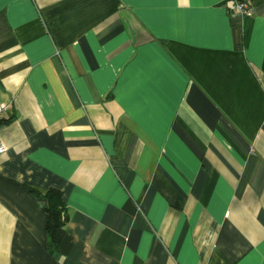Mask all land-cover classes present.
Wrapping results in <instances>:
<instances>
[{
	"label": "crops",
	"instance_id": "0c3cea01",
	"mask_svg": "<svg viewBox=\"0 0 264 264\" xmlns=\"http://www.w3.org/2000/svg\"><path fill=\"white\" fill-rule=\"evenodd\" d=\"M0 0V264H264V0ZM68 221L47 250L46 200Z\"/></svg>",
	"mask_w": 264,
	"mask_h": 264
},
{
	"label": "trees",
	"instance_id": "16d2710c",
	"mask_svg": "<svg viewBox=\"0 0 264 264\" xmlns=\"http://www.w3.org/2000/svg\"><path fill=\"white\" fill-rule=\"evenodd\" d=\"M29 191L46 200L45 212L47 218L45 231L48 237L47 250L53 253L57 250V247L64 236L65 225L68 221L66 205L62 198V193L53 188L46 191H40L31 186H29Z\"/></svg>",
	"mask_w": 264,
	"mask_h": 264
},
{
	"label": "built area",
	"instance_id": "2783aa9c",
	"mask_svg": "<svg viewBox=\"0 0 264 264\" xmlns=\"http://www.w3.org/2000/svg\"><path fill=\"white\" fill-rule=\"evenodd\" d=\"M229 13L232 16H251L253 9L247 0H232V5L229 7ZM4 107L0 104V118L2 117ZM5 150L4 145L0 142V153Z\"/></svg>",
	"mask_w": 264,
	"mask_h": 264
}]
</instances>
